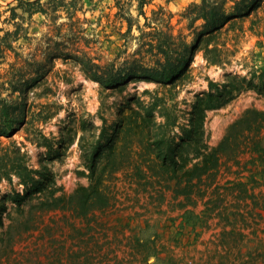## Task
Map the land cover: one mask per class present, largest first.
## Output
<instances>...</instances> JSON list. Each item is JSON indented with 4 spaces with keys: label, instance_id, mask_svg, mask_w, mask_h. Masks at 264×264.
I'll list each match as a JSON object with an SVG mask.
<instances>
[{
    "label": "rangeland",
    "instance_id": "rangeland-1",
    "mask_svg": "<svg viewBox=\"0 0 264 264\" xmlns=\"http://www.w3.org/2000/svg\"><path fill=\"white\" fill-rule=\"evenodd\" d=\"M207 1L234 16L214 30L202 19L190 27L186 10L201 0H153L145 16L131 6L128 30L114 0H77L72 18L63 10L55 21L39 13L29 18L19 7L9 23V8L18 1L0 0V27L26 28L25 38L0 55V100L22 104L20 122L0 136V264H264V207L257 203L264 202V154L253 151L256 143L264 148V127L244 131L239 141L248 153L220 170V185L248 184L241 200L234 190L221 202L206 197L188 205L184 184L177 186L162 165L210 82L220 88L235 76L247 88L206 112L209 149L247 110L264 113V0H249L239 12L235 0ZM160 8L163 26L188 47L171 79L138 75L110 87L92 79L81 59L103 73L156 69L160 53L148 43L157 38L153 12ZM53 42L72 55L47 58L43 51ZM33 59L44 65L35 68ZM18 73L25 87L13 93ZM44 167L52 173L47 192L57 189L54 197L97 184L106 200L95 199L87 214L79 199L53 209L45 190L31 192L17 176Z\"/></svg>",
    "mask_w": 264,
    "mask_h": 264
},
{
    "label": "trees",
    "instance_id": "trees-1",
    "mask_svg": "<svg viewBox=\"0 0 264 264\" xmlns=\"http://www.w3.org/2000/svg\"><path fill=\"white\" fill-rule=\"evenodd\" d=\"M18 5L16 7H10L11 16L7 21H14L18 16L15 12L16 8H21L22 12L29 18L33 14H42L46 16L49 20L55 21L60 15L59 11L63 10L67 13L69 18L74 17L76 11V1L74 0H47L46 2H41V0H17ZM115 5L119 7V12L117 13L118 18L123 21H127L128 30L132 27L133 18L130 14V8L135 3L137 16H145L144 8L151 4L153 0H114ZM249 0H235L233 9L244 8ZM158 13L162 14L161 8L153 12V15L158 16L155 18L154 31L157 38L148 43L150 49H156L160 57L156 59V69L155 68H145L143 66H132L124 74L123 71L113 72L110 70H105L99 72V64H96L88 59L81 63L86 72L90 73L92 79L97 82H102L104 87H110L123 82L128 77L148 76L151 79H159L168 81L172 77V72L179 69L178 64L182 60V54H185L188 47L185 42H183V37L174 36L170 33L168 25L163 26L164 18ZM189 19V26L191 27L193 23L197 20L202 19L204 21L203 26L207 29L214 30L228 17L232 18L234 13L226 14L227 12L220 6H213L207 0H201L200 4L193 3L187 10L185 15ZM146 18V17H145ZM147 19V18H146ZM25 17H21V21H24ZM153 21H151L152 23ZM148 24L150 22L148 21ZM162 26V27H158ZM14 30H4L0 27V32H4L0 35V55L4 54L6 51L13 49L12 42L17 41L19 38L24 37L22 33L25 34L26 28L22 24L13 22ZM163 27L168 28L163 30ZM149 32H142L141 35H145ZM51 41V40H50ZM54 45V47H52ZM47 51H43V54L47 55L49 58H58L61 55L71 56L67 51L64 53L63 50H58V44L52 43ZM181 48V50H180ZM179 51V52H178ZM63 53V54H62ZM44 59V57H43ZM32 65L35 68H41L44 65L43 60L33 59ZM19 71V70H18ZM14 81L11 80V86L13 93L16 91H22L25 84L22 82V75L13 74L12 77H17ZM221 88V89H220ZM217 84L210 82L209 91L202 96H200L193 106L191 111L189 126L182 128L183 136L180 138L179 142H176L173 147L168 150L165 156L162 157V165L169 167L173 173V177H176L177 186L184 184L181 188V194L186 196V201L188 205L196 207L199 201L205 200L206 197H210L209 202L217 199L222 201V199L227 195V191L233 195V191L236 190L239 196H236V200H241L242 194L247 192L248 184L243 182L232 183L233 181H226L224 185H220L219 174L222 167H227V162L233 159H237L239 156L248 153L246 148H243V144L239 141V136L244 133V131L259 133L264 127V113L258 112L256 110H247L233 125L229 127V130L222 141L216 148L209 149L207 144L204 142V120L206 117V112L210 110L219 109L229 103L231 100L237 96V94L247 88L244 86L241 78L231 77L230 82L223 83L221 87ZM264 90V84L262 88ZM22 112L21 102H17L15 99L6 98L0 100V136H4L7 130L13 129L14 124L20 122V114ZM50 117V116H48ZM3 125V126H2ZM49 147V144H46ZM253 151L264 154V148L257 146V143L253 145ZM246 147V146H245ZM192 154V157L188 155ZM264 156V155H263ZM259 160H262L261 157ZM254 158V157H253ZM192 159H197L192 162ZM256 158L253 159V161ZM237 161V160H236ZM17 176L21 179L22 184L29 186L31 192H47L50 185H53L54 180L52 173L44 167L42 170L30 169L23 176L17 173ZM37 177V178H36ZM217 183V184H216ZM216 186L213 188V186ZM258 185V184H257ZM57 189H53L47 192L50 195L51 203L53 209L60 208V203L68 200L69 205L72 204L74 199H79L78 204L80 207L86 205L87 212L95 209V199L105 201V194L102 193L97 184H92L88 188H81L77 190L72 195L66 196L62 194L58 197H54V192ZM80 194H83L80 196ZM95 194L96 196H92ZM230 196V195H229ZM234 198V199H235ZM209 199V198H208ZM261 200V199H260ZM215 202V201H214ZM260 207H264V202H257ZM263 204V205H262ZM75 209V208H71ZM264 209V208H263ZM1 220V211H0ZM155 255V253H153Z\"/></svg>",
    "mask_w": 264,
    "mask_h": 264
}]
</instances>
